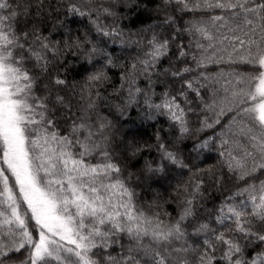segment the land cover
Segmentation results:
<instances>
[{
  "label": "snow or ice",
  "instance_id": "1",
  "mask_svg": "<svg viewBox=\"0 0 264 264\" xmlns=\"http://www.w3.org/2000/svg\"><path fill=\"white\" fill-rule=\"evenodd\" d=\"M110 5L0 0V264H264V0H162L158 22L137 32L101 23V15L116 16ZM173 5L184 15L170 14ZM46 9L88 19L97 38L143 49L129 66L127 107L142 99L171 121L178 140L191 141L189 156L211 146L245 183L200 213L206 189L196 177L178 217L146 210L135 181L169 165L187 169L185 157L157 134L160 162L134 173L141 146L119 153L115 124L95 111L107 73L91 72L79 91L70 78L81 60L84 72L96 57L113 65L112 53L89 36L71 44L50 37L56 25L41 22ZM140 76L147 89L137 85ZM154 77L164 78L159 102Z\"/></svg>",
  "mask_w": 264,
  "mask_h": 264
},
{
  "label": "trees",
  "instance_id": "2",
  "mask_svg": "<svg viewBox=\"0 0 264 264\" xmlns=\"http://www.w3.org/2000/svg\"><path fill=\"white\" fill-rule=\"evenodd\" d=\"M161 3L162 0H134V2L125 0V2L110 5V0H95V6L110 5L116 12L115 17H105L101 15V23L112 25L115 20L121 28L133 32L148 27L153 21L158 22V16L163 14V10L158 8ZM44 4H51L54 8L57 4V0H44ZM137 4L141 6L137 8ZM145 5L147 6V10H145ZM175 7L174 5L169 6L167 11L170 14L176 15L178 18L184 15L178 11H174ZM63 12V9H61L59 13L46 9L45 14L40 17L41 22L46 23L49 28L55 23L56 27L51 31L50 37H54L61 44L65 42L71 44L74 40L89 36L94 38L100 47H106L107 50L112 53L113 65L115 66H105L102 63L103 57H96L91 64L86 65L89 72H84L83 67L80 66L84 64V61L81 60L70 78H74L77 84V91H79V86L86 83L87 77L91 72L103 70L107 73L108 80L98 89L100 95L98 97H93L95 100V111L107 117L115 124L114 147L118 149L119 153H128L137 145L141 146V151L132 158L131 168L134 173L140 175L146 163H151L155 166L160 162V152L157 147L158 142L156 139L157 134H159L160 140L166 144L172 142L175 149L185 157V163L188 164L187 169H178L169 165L164 173H158L154 178H147L152 176V174H147V176L141 180L135 181V183L139 185L137 188L139 194L138 198L141 204L145 206L146 210H158L161 213H168V219L178 217L183 207L182 202L191 192L192 181L196 177L203 179V187L206 189L203 197L197 202L198 212L200 213H203L204 209L211 210L213 206L217 205L225 196L235 192L238 186L245 183L243 180H237L235 174L228 171L226 165L223 163V159L218 155L215 149L211 148V146L210 149L205 150L203 155L199 156V158H196L194 155L189 156L185 150V145L190 144L191 141L178 140L176 129L172 126L171 121L163 115L155 114L154 110L148 109L143 104L142 99H138L137 104L127 107L129 66L137 60L138 56H142L143 49L137 48L135 45H121L119 41L112 43L107 38H97L93 25L88 19L77 18L73 20L71 17L64 16ZM57 15L60 16V22L55 20ZM65 25H67V27H65ZM164 34L167 35V32ZM185 43H187V40H185ZM164 66L167 67L166 61L164 62ZM220 67L225 70H230L231 68L246 72L250 75L255 74V69L249 68L246 65H221ZM208 71L215 74L212 68L208 69ZM163 79V77L160 79H155L154 77L152 87L157 95L153 97V100L156 102H159V95L165 87L162 83ZM137 85L144 89L148 88V82L143 76L137 78ZM76 99H79V97H76ZM121 111H124L125 115L121 116ZM150 115L153 116L152 119H149ZM189 118L192 122V126L195 127L198 121L195 120L191 113L189 114ZM226 119L227 116L223 117L222 122ZM130 131H134L135 135H129ZM207 135L208 132L200 134L201 137ZM213 143H215V141ZM181 172L184 174L181 175ZM193 173L195 176H193ZM256 175L259 176V173ZM260 178L264 179V176ZM11 183L12 178L10 177V184ZM17 200L20 202L21 211H23L27 207L26 204L21 201L19 196H17ZM150 205L152 206L151 208H149ZM28 215L30 216V212ZM27 223L33 238L38 239L39 228L35 226V221L28 219ZM250 252L251 249H245L246 259ZM24 254V250H22L21 253H13L12 255L23 257ZM14 264H21V261L17 260Z\"/></svg>",
  "mask_w": 264,
  "mask_h": 264
}]
</instances>
